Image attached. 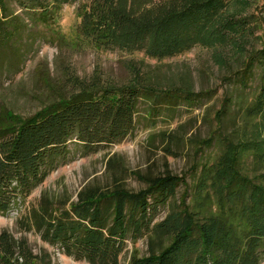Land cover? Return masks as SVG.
<instances>
[{
  "label": "rangeland",
  "instance_id": "374dc122",
  "mask_svg": "<svg viewBox=\"0 0 264 264\" xmlns=\"http://www.w3.org/2000/svg\"><path fill=\"white\" fill-rule=\"evenodd\" d=\"M28 1L0 2V12L26 22L18 66L0 69V113L27 119L80 93L132 84L140 73L164 88L153 91L157 103H140L136 130L121 143L90 155L70 144L65 165L25 202L0 213V231L28 239L36 253L47 250L55 264H89L44 242L37 212L71 207L89 186L109 189L119 181L139 191L167 171L179 186L156 222L172 211L194 218L219 213L232 203L236 184L247 192L249 216L264 215V0H126L122 21L130 25L121 22L114 39L103 22L82 20L93 0L64 5L52 28L31 24ZM161 23L167 34L160 32L159 44L169 56L154 59L141 39ZM165 39L175 43L168 51ZM170 91L197 97L168 103ZM219 172L223 180L215 186ZM261 250L264 264V244ZM149 252L148 236L129 239L121 264Z\"/></svg>",
  "mask_w": 264,
  "mask_h": 264
},
{
  "label": "trees",
  "instance_id": "16d2710c",
  "mask_svg": "<svg viewBox=\"0 0 264 264\" xmlns=\"http://www.w3.org/2000/svg\"><path fill=\"white\" fill-rule=\"evenodd\" d=\"M77 1L29 0L25 7L31 24L52 28L58 24L63 6ZM125 3L126 0H93L84 6L80 16L88 23L103 22L114 39V30L118 31L121 22L129 24L126 19L122 21ZM184 13L181 16L185 18ZM25 24L18 15L7 14L6 9L0 12V69L9 71L18 66L21 57L18 42ZM161 29L164 27L153 25L142 34L141 40L149 46L147 54L154 59L169 56L159 44L160 32L167 34ZM135 35L139 36L136 32ZM174 45V40L165 39L162 46L168 51ZM141 75L132 84L80 93L27 119L1 112L0 213L25 202L59 166L65 165L71 153L70 144L80 145L90 155L132 135L140 103H157L161 99L153 91L164 88L150 78L142 79ZM170 92V95L163 93L167 95L165 102L193 96ZM217 177L215 186L223 180L220 172ZM146 183V188L139 191H130L119 181L109 189L89 186L78 194L71 207L64 205L57 213L42 209L35 215L37 224L40 222L41 238L59 246L66 256L89 264H121L127 241L135 242L144 236H148L149 255H133L129 264H261L264 215L249 216L247 192L241 184L231 187L232 203L219 213L194 218L172 211L156 222L160 209L176 196L179 180L167 171L149 177ZM0 264L55 263L47 250L36 253L28 239H16L3 230Z\"/></svg>",
  "mask_w": 264,
  "mask_h": 264
}]
</instances>
